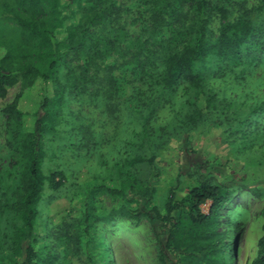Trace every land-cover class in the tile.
I'll return each instance as SVG.
<instances>
[{
	"label": "rangeland",
	"instance_id": "obj_1",
	"mask_svg": "<svg viewBox=\"0 0 264 264\" xmlns=\"http://www.w3.org/2000/svg\"><path fill=\"white\" fill-rule=\"evenodd\" d=\"M84 1L77 2L75 8L85 6L101 12L89 28L94 31L92 36L81 39L84 50L93 40L90 51H101L96 61L101 65L96 71L100 84L92 86L97 67H81L82 48L64 50L53 82V89L62 97L49 107L50 128L42 137L45 156L41 164L45 173L60 171L64 179L58 189H45L37 206L36 264H159L151 226L144 216H132L135 204L131 196H112L89 188L95 179L127 175L145 184L148 165L130 164L137 153L153 158L157 174L152 178L155 192L151 203L161 212L171 186L176 185L177 196L185 195L201 175L232 190L211 228L225 233V248L215 257H198L191 264H262L258 262L257 241L262 235L264 207V55L255 64L220 75L214 74L219 62L212 57L198 68V87L187 82L147 87L130 81L123 86L131 89L138 84L144 92L136 98L127 92L114 97L113 81H109L115 72L113 62L132 55L138 24L125 12V4L116 0ZM210 2L226 7L231 20L242 15L260 28L264 25V7L259 0ZM126 3L150 7L162 23L172 21L173 16L185 25L194 20L189 16L193 8L188 9L186 2ZM217 23L214 18L212 25ZM118 31L121 36L117 41ZM0 35L18 38L19 27L2 22ZM118 42L124 49L117 48ZM159 70L155 67L153 72ZM84 71L86 78L81 79ZM18 90L19 82L0 98V264H19L24 257L13 237L19 221L10 205L19 168L9 164L3 111ZM85 200L92 203L89 235L84 231ZM210 203L207 200L200 205L203 213H208ZM173 256L179 257L178 253Z\"/></svg>",
	"mask_w": 264,
	"mask_h": 264
},
{
	"label": "trees",
	"instance_id": "obj_2",
	"mask_svg": "<svg viewBox=\"0 0 264 264\" xmlns=\"http://www.w3.org/2000/svg\"><path fill=\"white\" fill-rule=\"evenodd\" d=\"M79 1L0 0V23H13L19 27L18 38L0 35V98L5 97L9 88L19 82L18 92L3 108L8 128L5 144L10 152L9 164L19 168L18 186L10 205L19 221L13 234L24 254L19 264H36L37 206L45 189H58L64 179L60 171L45 173L41 168L45 156L42 137L50 128L47 127L49 107L62 97L53 89V82L64 50L82 48L85 55L80 65L85 70L97 67L91 79L92 86L100 84L96 71L101 65L98 66L96 61L101 51H90L94 47L92 38L88 40L91 41L89 48L84 50L81 39L92 36L94 31L89 28L100 19L101 12L85 6L75 8ZM176 1L177 4L186 2L188 9L193 8L189 13L194 18L192 23L185 25L178 21L173 12L174 19L162 23L154 18L150 7L128 5L126 0H116L121 5L125 4V12L130 13L138 28L130 48L132 55L113 62L115 72L109 81H113L114 97L127 92V96L136 98L144 92L138 84L131 89L123 86L130 81L147 87L154 83L171 87L180 82L198 87L201 82L198 68L206 65L212 57L219 62L214 74L220 75L238 66L255 64L264 55V25L260 28L242 15L231 20L226 7L213 4L210 0ZM259 3L264 7V0H259ZM71 15L73 17L69 19ZM214 18L218 19L216 27L212 25ZM119 30L123 31L121 27ZM120 31L115 35L117 41ZM117 48L124 49L123 43L118 42ZM155 67H160L157 74L153 72ZM86 73L84 71L83 75ZM80 77L85 79L86 75L80 74ZM94 93V90L91 91V94ZM138 162L149 167L145 184L127 175L123 179H95L89 188L93 192H105L112 196H131L135 204L132 216H144L151 226L159 264H191L198 257H215L218 251L225 248V233L211 228L216 223L219 210L232 196L229 186L218 185L210 177L201 175L187 194L177 196L176 185H173L168 189L161 212L151 203L155 192L152 178L157 174L153 158L137 153L130 164ZM179 177L180 174L176 184ZM207 200L211 203L205 214L200 205ZM262 216V235L257 246L258 262L264 264V207ZM91 218L92 203L85 200L83 222L87 235L90 234ZM176 253L181 259H174Z\"/></svg>",
	"mask_w": 264,
	"mask_h": 264
}]
</instances>
